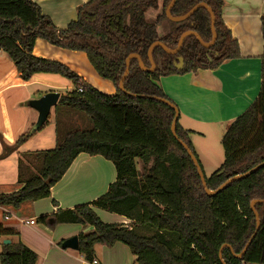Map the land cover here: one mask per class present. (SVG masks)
Segmentation results:
<instances>
[{
    "label": "trees",
    "instance_id": "obj_1",
    "mask_svg": "<svg viewBox=\"0 0 264 264\" xmlns=\"http://www.w3.org/2000/svg\"><path fill=\"white\" fill-rule=\"evenodd\" d=\"M170 2L89 0L78 9L77 19L61 30L32 0H0V50L13 62L21 79L29 82L36 75H57L69 80L73 90L61 95L58 106L84 114L92 125L89 130L65 133L57 126L55 149L35 155L40 163L38 173L18 192L0 195V207L18 209L24 203L49 198L51 189L79 155L101 156L112 162L117 172L116 182L107 193L73 210L39 218L40 223L50 227H93L91 234L79 236V252L87 262L96 259V245L112 247L121 243L136 257L135 264H264V204L255 207L261 221L257 235L246 254L241 259L236 257L256 232L251 204L264 200V167L209 197L197 168L172 133L175 110L157 100L173 103L159 84L161 78L216 70L241 57L239 44L223 22V1L177 0L171 11L173 17L183 16L203 3L211 8L215 44L205 48L196 37L189 36L176 55L156 47L155 72H143L138 60L132 59L124 81L125 92L119 89L129 56H139L144 66L151 68L148 52L154 43L176 50L187 32L197 33L205 43L211 42V19L206 9L174 23L166 16ZM151 10L159 11L154 22L147 18ZM261 32L264 42V16ZM39 39L64 50L85 53L98 76L114 85L116 94L105 95L69 67L35 57L33 51ZM180 57L184 67L178 70ZM261 61L259 96L226 129L221 142L224 163L205 177L211 191L264 162V53ZM36 133L30 130L21 136L13 148L5 149V154ZM176 134L201 166L191 132L183 130L179 120ZM95 209L130 220L132 229L103 222ZM0 239L11 241L2 244L1 264L37 263V254L22 243L18 231L0 224ZM225 245L231 249L223 250L221 260L220 250Z\"/></svg>",
    "mask_w": 264,
    "mask_h": 264
},
{
    "label": "crops",
    "instance_id": "obj_2",
    "mask_svg": "<svg viewBox=\"0 0 264 264\" xmlns=\"http://www.w3.org/2000/svg\"><path fill=\"white\" fill-rule=\"evenodd\" d=\"M32 1L58 29L64 30L77 19L78 9L89 0ZM222 1L223 22L239 44L241 57L224 63L216 70H199L197 73L163 77L159 81L165 95L179 109L180 126L191 132L194 149L195 139L198 138L209 141L212 136H217L222 142L229 125L248 110L261 90L264 0ZM33 55L69 67L86 84L105 95L116 94L111 82L93 76V67L83 53L64 50L39 39ZM57 77L60 76L36 75L25 82L13 62L0 50V195L21 190L24 183L38 173L40 163L35 155L55 149L57 126L64 132L72 124L66 122L63 125L64 121H68L69 110L56 109L57 105L40 131L16 150L5 154V149L13 148L38 120V113L29 106L30 101L39 99L35 97L39 94L41 98L52 90L62 89ZM195 152L200 163L203 162L205 152L198 149ZM215 152L218 154V148L213 149L216 155ZM116 179L117 172L112 162L101 156L81 154L51 189L49 198L24 203L18 209L0 207V224L20 233L22 243L37 254L36 264H92L84 259L79 250L63 249L62 244L71 238L79 240L80 235L91 234L93 227L79 224L50 227L40 223L39 218L95 201L107 193ZM95 212L107 224L132 227V222L124 217L101 209H95ZM31 221L34 225L29 224ZM4 241L0 239V253ZM95 254L98 264H135L136 261L130 249L121 243L112 247L96 245Z\"/></svg>",
    "mask_w": 264,
    "mask_h": 264
},
{
    "label": "water",
    "instance_id": "obj_3",
    "mask_svg": "<svg viewBox=\"0 0 264 264\" xmlns=\"http://www.w3.org/2000/svg\"><path fill=\"white\" fill-rule=\"evenodd\" d=\"M176 1L177 0H171L167 10H166V16L167 18L174 22V23H181V22H184L186 20H188L190 17H192L196 11L198 9H201V8H204L206 9L209 14H210V19H211V32H212V40L211 42L209 43H205L201 37L195 33V32H187V33H184L180 40H179V43H178V47L176 50H169L164 44H162L161 42H156L154 43L150 49H149V52H148V58H149V61H150V64H151V68L148 69L144 66L141 58L137 55H132V56H129V58L127 59V69H126V72L120 82V85H119V89L122 91V92H125V89H124V81L126 80L129 72H130V61L132 59H137L138 62H139V66L141 68V70L143 72H146V73H153L155 72L156 70V65L154 63V58H153V50L156 48V47H161L165 52L169 53V54H172V55H176L180 52L182 46H183V43H184V40L189 37V36H194L197 38L198 42L205 48H211L215 42H216V39H217V34H216V31H215V15L213 14V11L211 10V8H209L206 4H199L197 6H195L193 9H191L187 14L183 15V16H180V17H173L171 15V11L173 9V7L175 6L176 4ZM178 65L176 66L178 70H181L183 69L184 67V59L183 58H178ZM61 98V95L57 92H49L47 94H45L44 96H42L41 98L37 99V100H33V101H30L29 103V106L35 110L37 113H38V120L36 122V124L33 126V128L31 129V133H35V132H38L40 131L45 125L46 123L48 122V119L50 117V114H51V110L53 108H55L58 103H59V100ZM158 101L164 103L165 105L171 107L172 109L175 110V119L173 121V124H172V133L174 135V137L176 138V140L183 146V148L187 151L189 157L191 158L192 162L194 163L195 167L197 168V171H198V174L201 178V181H202V184H203V187L205 189V192L206 194L209 196V197H214L216 195H218L219 193H221L222 191L226 190L230 185L236 183V182H239L243 179H246L248 178L249 176H251L252 174H254L256 171H258L259 169L263 168L264 167V162L260 165H258L257 167L253 168L252 170H250L249 172H247L246 174H242V175H239V176H236L234 178H231L229 179L227 182H225L222 186H220L217 190L215 191H211L207 188V183H206V180H205V176L202 172V169H201V166L199 165V162L198 160L196 159V157L193 155V153L189 150V148L182 142L179 140V138L177 137V134H176V127H177V122L179 120V116H180V112H179V109L177 108V106L167 100H163V99H157ZM259 204H264V200H258V201H254L252 202L251 204V209L254 211V214H255V217H256V221H257V225H256V232L255 234L252 236V238L250 239V241L248 242V244L246 245V247L244 248V250L239 254V255H236V257L238 259H241L247 252L248 248L250 247L252 241L254 240L255 236L257 235L260 227H261V221H260V217H259V214L257 213V211H255V207ZM11 241L9 240H6L3 242V244L7 245V244H10ZM62 248L63 249H71V250H75V251H78L80 246H79V240L77 237H74V238H71L67 241H65L63 244H62ZM225 248H229L231 249L230 246H223V248H221L220 250V259L222 260V254H223V250Z\"/></svg>",
    "mask_w": 264,
    "mask_h": 264
},
{
    "label": "rangeland",
    "instance_id": "obj_4",
    "mask_svg": "<svg viewBox=\"0 0 264 264\" xmlns=\"http://www.w3.org/2000/svg\"><path fill=\"white\" fill-rule=\"evenodd\" d=\"M156 13H157L156 10H151L148 12L147 17H148V20L150 22H154L155 17H156ZM80 53H82V52H80ZM83 54H85V53H83ZM86 59H87V62H89L87 55H86ZM90 66H91V64H90ZM93 74H94L93 76H97L95 78L99 77L98 74L95 72V70L93 71ZM101 79L102 78H100V80ZM57 80H59V84L62 86V89L52 90V92H57L61 95H66L68 92H71L73 90V85L69 80L62 78V77H57ZM39 95H41V94H39ZM39 95L35 96V97L40 98ZM31 101H33V100H31ZM58 108L60 109V108H65V107L58 106ZM66 109L69 110L70 115L68 113V121H64L63 125H65L66 122H68V124H70V123H72V124L67 126L64 129V133L67 131L89 130L92 128V125H91L89 119L84 114L78 113L77 111H75L71 108H66ZM61 121H62V119H61ZM77 122H78V124H77ZM191 143H192V145L194 144L192 141H191ZM195 145H196L195 149L202 150L203 152H205V157L204 158L202 157L203 162H201V169H202L204 176L209 178L224 163V154H223V147H222L221 141L218 139L217 136H212V139L209 141H206V139H204V138H198V139H195ZM214 148H218V154L215 152L216 155L213 153Z\"/></svg>",
    "mask_w": 264,
    "mask_h": 264
},
{
    "label": "built area",
    "instance_id": "obj_5",
    "mask_svg": "<svg viewBox=\"0 0 264 264\" xmlns=\"http://www.w3.org/2000/svg\"><path fill=\"white\" fill-rule=\"evenodd\" d=\"M78 92L82 93V92H83V90H82V89H79V91H78ZM29 224H31V225H34V222H33V221H31ZM126 228H127V229H129V230H131V229H132V227H130V226H127ZM92 264H98V261L95 259V260L92 262Z\"/></svg>",
    "mask_w": 264,
    "mask_h": 264
}]
</instances>
